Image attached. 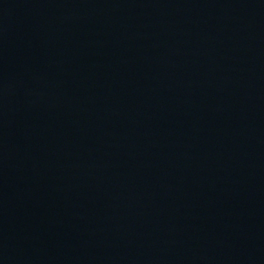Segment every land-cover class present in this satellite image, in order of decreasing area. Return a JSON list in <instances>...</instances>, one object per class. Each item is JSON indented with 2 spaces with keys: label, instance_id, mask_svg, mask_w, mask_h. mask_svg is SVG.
<instances>
[{
  "label": "water",
  "instance_id": "water-1",
  "mask_svg": "<svg viewBox=\"0 0 264 264\" xmlns=\"http://www.w3.org/2000/svg\"><path fill=\"white\" fill-rule=\"evenodd\" d=\"M0 264H264V0H0Z\"/></svg>",
  "mask_w": 264,
  "mask_h": 264
}]
</instances>
